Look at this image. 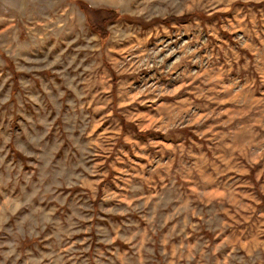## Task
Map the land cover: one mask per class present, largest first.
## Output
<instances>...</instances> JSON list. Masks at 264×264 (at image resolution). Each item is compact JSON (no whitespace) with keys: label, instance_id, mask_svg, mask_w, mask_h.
<instances>
[{"label":"rangeland","instance_id":"obj_1","mask_svg":"<svg viewBox=\"0 0 264 264\" xmlns=\"http://www.w3.org/2000/svg\"><path fill=\"white\" fill-rule=\"evenodd\" d=\"M75 1L0 0V264H264V0Z\"/></svg>","mask_w":264,"mask_h":264},{"label":"trees","instance_id":"obj_2","mask_svg":"<svg viewBox=\"0 0 264 264\" xmlns=\"http://www.w3.org/2000/svg\"><path fill=\"white\" fill-rule=\"evenodd\" d=\"M75 2L80 6V8L83 11L86 12L88 23L92 31L99 36L101 41L105 40L108 35L106 28H105L106 24L109 22H112L118 17L117 12L111 9L90 8L84 2L78 1V0ZM192 16H194V13H188L182 16H169L168 18H165L163 22L165 21L186 22ZM7 67L9 70H12L11 64H7Z\"/></svg>","mask_w":264,"mask_h":264}]
</instances>
